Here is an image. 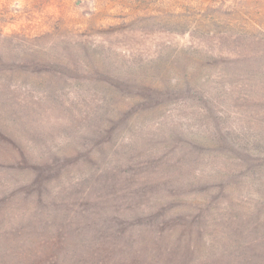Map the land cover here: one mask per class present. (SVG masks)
I'll return each mask as SVG.
<instances>
[{"label": "rangeland", "instance_id": "374dc122", "mask_svg": "<svg viewBox=\"0 0 264 264\" xmlns=\"http://www.w3.org/2000/svg\"><path fill=\"white\" fill-rule=\"evenodd\" d=\"M263 172L264 0H0V264H264Z\"/></svg>", "mask_w": 264, "mask_h": 264}, {"label": "trees", "instance_id": "16d2710c", "mask_svg": "<svg viewBox=\"0 0 264 264\" xmlns=\"http://www.w3.org/2000/svg\"><path fill=\"white\" fill-rule=\"evenodd\" d=\"M237 161H240L239 159H236V162ZM236 166H238L239 168H244V167H247V166H249V163H246V161H241V162H238V163H236ZM264 173V172H263ZM260 176V175H259ZM258 176V177H259ZM243 177H244V175H243ZM257 176H255V178L257 179H255L256 180V182H257V184H259L258 186L261 188V193L263 194V195H261V198L264 200V174H261V176L258 178ZM231 182H233L234 183V181H231ZM232 183V184H233ZM263 191V192H262ZM259 227V226H258ZM258 227L256 226V228L258 229ZM261 229V228H260Z\"/></svg>", "mask_w": 264, "mask_h": 264}]
</instances>
